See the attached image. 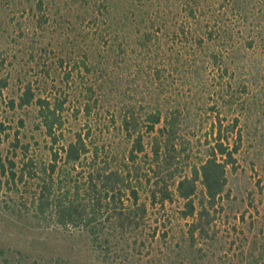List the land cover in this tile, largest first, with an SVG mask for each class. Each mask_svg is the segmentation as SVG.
Masks as SVG:
<instances>
[{"label": "trees", "instance_id": "obj_1", "mask_svg": "<svg viewBox=\"0 0 264 264\" xmlns=\"http://www.w3.org/2000/svg\"><path fill=\"white\" fill-rule=\"evenodd\" d=\"M107 2L102 42L70 51L60 75L25 82L7 102L45 147L18 130L13 158L0 151V201L107 256L125 241L123 264L144 249L150 264H264V189L259 209L236 185L244 140L264 146V0ZM8 85L0 78V100ZM8 129L0 120V144ZM173 203L177 225L150 224L149 206Z\"/></svg>", "mask_w": 264, "mask_h": 264}, {"label": "rangeland", "instance_id": "obj_2", "mask_svg": "<svg viewBox=\"0 0 264 264\" xmlns=\"http://www.w3.org/2000/svg\"><path fill=\"white\" fill-rule=\"evenodd\" d=\"M107 1L0 0V78H7L9 82L0 100V120L9 128L6 130L9 136L0 144L3 158H13L12 143L18 130L19 138L23 142L34 141L31 138L34 135L39 145L45 147L44 137L31 131L27 122L29 120L25 119L24 113L20 110H10L7 102L21 93L25 82L37 81L35 83L39 85L38 82H43V77L50 81L51 77L60 75L58 62L61 58L67 62V54L70 51L79 52L102 42V36L111 32L106 29V18H103ZM91 15L94 18L90 17ZM48 69L49 75L46 76ZM71 108L66 111L69 118L66 127L76 129L81 120H76ZM20 118L26 120L24 129L19 124ZM248 140H244L241 153L238 154L241 168L236 185L244 197L251 191L256 199L255 204L262 209L259 200L263 195L258 182L261 181L260 185L264 189V146H256L253 149L248 146ZM254 155L257 164L253 170L249 159H253ZM233 187L235 189V186ZM13 196L16 200L19 199L18 195ZM143 198L145 199L146 195ZM236 205L239 209L247 207L239 201ZM178 206V203L168 205L165 209H161L159 205L149 206L150 224L161 225L164 220L170 218V221L177 225V213L174 210H177ZM249 213H254L252 208ZM163 230L164 228H160L158 233ZM124 242L119 240L112 244L117 252L113 250L116 253L110 252L107 256L95 248L85 236L68 233L54 224H40L31 217L21 218L8 212L5 202L0 201V250L12 261L27 256L31 260L62 257L75 264H123L120 259L126 258L122 249L126 248L128 251ZM158 251L159 248L155 249L160 255ZM146 253L147 249H144L142 257L127 255L126 264H150L152 255L148 256ZM0 264H4L1 257Z\"/></svg>", "mask_w": 264, "mask_h": 264}]
</instances>
